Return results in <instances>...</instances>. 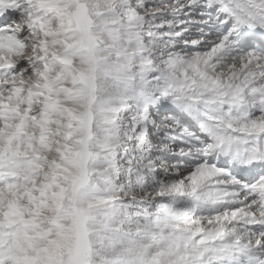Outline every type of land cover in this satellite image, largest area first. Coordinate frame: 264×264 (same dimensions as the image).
<instances>
[{
    "label": "snow or ice",
    "instance_id": "6c2138e0",
    "mask_svg": "<svg viewBox=\"0 0 264 264\" xmlns=\"http://www.w3.org/2000/svg\"><path fill=\"white\" fill-rule=\"evenodd\" d=\"M0 264H264V0H0Z\"/></svg>",
    "mask_w": 264,
    "mask_h": 264
}]
</instances>
